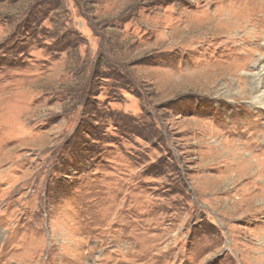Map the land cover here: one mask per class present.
Instances as JSON below:
<instances>
[{"label":"rangeland","instance_id":"374dc122","mask_svg":"<svg viewBox=\"0 0 264 264\" xmlns=\"http://www.w3.org/2000/svg\"><path fill=\"white\" fill-rule=\"evenodd\" d=\"M263 63L264 0H0V264H264Z\"/></svg>","mask_w":264,"mask_h":264},{"label":"bare ground","instance_id":"6f19581e","mask_svg":"<svg viewBox=\"0 0 264 264\" xmlns=\"http://www.w3.org/2000/svg\"><path fill=\"white\" fill-rule=\"evenodd\" d=\"M264 74V63L260 66V67H258V69L257 70H255L254 69V71H253V73H252V75H253V80H254V82L253 83H255L256 82V87H255V89H257V91H258V88H259V85H260V80H261V76ZM253 88V87H252ZM253 90H254V88H253ZM260 91V90H259ZM262 95L263 94H260V95H258L257 96V98H261L262 97ZM254 97V96H253ZM254 103H255V105L256 106H262L263 108H264V101H262V100H256V101H254ZM261 107V108H262ZM258 158H251L248 162H240L239 163V165H244L242 168H246V169H249L251 166H254V165H257V162L259 161V160H257ZM244 168V169H245ZM261 174V169H256V171H254L251 175H250V177H255V176H257V177H259L258 175H260ZM253 198V201L255 200V199H260V201L262 202V208L264 209V187H262L261 188V193L260 194H257L256 196H254V197H252Z\"/></svg>","mask_w":264,"mask_h":264}]
</instances>
